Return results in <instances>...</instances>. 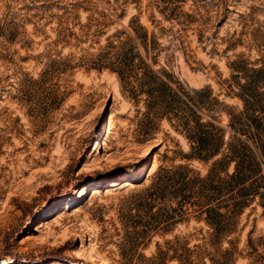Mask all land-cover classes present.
I'll list each match as a JSON object with an SVG mask.
<instances>
[{"label":"rangeland","instance_id":"374dc122","mask_svg":"<svg viewBox=\"0 0 264 264\" xmlns=\"http://www.w3.org/2000/svg\"><path fill=\"white\" fill-rule=\"evenodd\" d=\"M111 8L123 15L103 28L107 34L130 19L164 28L163 43L180 32L171 70L236 108L229 64L264 62V0H0V264H147L164 241L179 237L191 246L211 232L193 208L165 224L159 210L166 203L146 195L159 166L189 163L201 174L206 167L181 159L187 141L165 119H154L145 136L140 106L93 62L106 35L94 43L100 26L88 17ZM83 24L89 39L79 41ZM259 201L239 213L223 210L232 232L206 257L190 259L264 264ZM171 255L164 263L178 264Z\"/></svg>","mask_w":264,"mask_h":264},{"label":"trees","instance_id":"16d2710c","mask_svg":"<svg viewBox=\"0 0 264 264\" xmlns=\"http://www.w3.org/2000/svg\"><path fill=\"white\" fill-rule=\"evenodd\" d=\"M121 15L123 12L117 14L111 8L88 17V23L100 26L91 39L106 35L93 62L114 73L126 98L135 107L140 106L135 113L140 116L145 136L155 128L154 119H165L187 141L189 150L181 159L195 160L206 167L201 174L189 163L159 166L146 195L166 203L159 210L165 224L180 221L187 208L199 211L197 218L211 230L208 238L189 246L187 240L175 237L164 241L165 249L158 246L154 256L144 259L147 264H165L170 250L178 264H195L190 256L201 252L206 257L207 247L232 232L223 210L239 213L256 198L264 210V62L257 65L238 58L229 64V93L241 103L236 108L214 96L209 86L188 87L171 70L172 41L181 43L180 32L163 43L164 28L150 29L130 19L107 34L103 28ZM181 16L188 20L191 14L183 12ZM168 18L179 23L176 17ZM82 27L87 31L79 41L89 39L90 26ZM247 245L255 250L250 236Z\"/></svg>","mask_w":264,"mask_h":264}]
</instances>
